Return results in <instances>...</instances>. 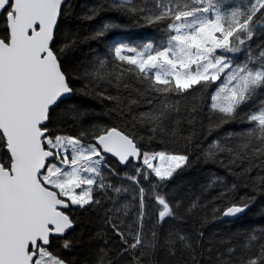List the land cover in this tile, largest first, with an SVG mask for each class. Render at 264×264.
<instances>
[{
  "label": "snow or ice",
  "instance_id": "obj_1",
  "mask_svg": "<svg viewBox=\"0 0 264 264\" xmlns=\"http://www.w3.org/2000/svg\"><path fill=\"white\" fill-rule=\"evenodd\" d=\"M73 8L0 0V264H264V0Z\"/></svg>",
  "mask_w": 264,
  "mask_h": 264
},
{
  "label": "trees",
  "instance_id": "obj_2",
  "mask_svg": "<svg viewBox=\"0 0 264 264\" xmlns=\"http://www.w3.org/2000/svg\"><path fill=\"white\" fill-rule=\"evenodd\" d=\"M100 2L101 0H72L74 8H73V15L69 17V23L75 25L77 27V30L81 32H86L90 30L89 26L87 24L82 23L79 17L87 13V11L91 7L99 4ZM104 17H116V19L113 22L119 23L121 20H124L125 23H128L124 17H118L116 13H112V12L103 13L101 17H97V20L92 21V23L95 24L98 20ZM145 31L146 30L137 29L135 27L129 26L122 33L116 34L114 38L140 40L143 38V33ZM197 167L200 169L203 168L211 169L220 174H223L224 172L222 168H219L218 166L213 164H200ZM196 174L199 175L200 173L197 172ZM262 210H264V203H261L260 198L258 197L256 203L253 205L252 212L246 218V220L241 221L240 224H247L252 221L259 222L260 220L264 219V216L261 215ZM213 227L214 226L212 224L208 225V229H212Z\"/></svg>",
  "mask_w": 264,
  "mask_h": 264
}]
</instances>
